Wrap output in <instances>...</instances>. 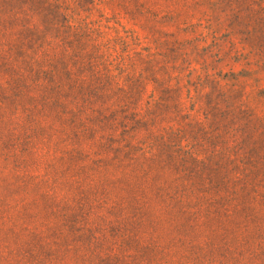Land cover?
<instances>
[{
  "label": "rangeland",
  "instance_id": "rangeland-1",
  "mask_svg": "<svg viewBox=\"0 0 264 264\" xmlns=\"http://www.w3.org/2000/svg\"><path fill=\"white\" fill-rule=\"evenodd\" d=\"M0 264H264V0H0Z\"/></svg>",
  "mask_w": 264,
  "mask_h": 264
}]
</instances>
